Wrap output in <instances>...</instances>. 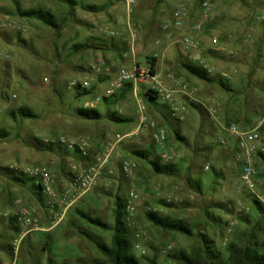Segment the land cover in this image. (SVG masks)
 <instances>
[{"label": "rangeland", "instance_id": "obj_1", "mask_svg": "<svg viewBox=\"0 0 264 264\" xmlns=\"http://www.w3.org/2000/svg\"><path fill=\"white\" fill-rule=\"evenodd\" d=\"M203 1H210L214 10L196 37L203 49L204 63L213 70L211 76L226 82L230 91L217 82L207 83L189 75L181 65L191 62L189 55L174 39H166L162 31L178 4H186L195 19ZM76 2L78 5L71 8L61 0H0V16L12 25L0 32V130L8 133V137L0 139V220L4 222L0 231V264H47L48 255H40L47 235L52 237L54 264H112L77 228H85L107 243L111 234L77 221L74 211H87L113 224L117 195L130 202L127 221L135 255L155 258L158 264H180L176 256L182 252L189 256L197 253L202 247L200 233L213 239L221 251L242 234L254 233L256 240L264 244V215L254 203L257 200L264 206V161L258 156L259 177L252 192L240 180L239 153L235 138L228 132L231 125L244 131L261 125L264 134V0H140L130 19L124 0ZM17 4L25 10L40 8L51 12L62 31L18 16ZM129 21L138 36L134 54L128 48ZM183 30L188 32V27ZM106 31L121 33L122 38L114 42L126 51L109 50L113 40ZM159 38L162 42L157 46L155 41ZM209 44L215 49H208ZM76 45L88 47L77 51ZM156 55L164 60V80L194 89L192 99L177 96L178 105L184 108L182 120L171 116L161 104L157 103L158 108L148 107L143 99L147 87L143 84L136 90L126 88L117 103L99 102L95 109L103 115L100 121L77 118L76 110L103 94L118 69L135 63L145 66L147 58ZM93 66H100L101 73H95ZM86 80L91 82L89 90L93 93L78 97L84 90L72 89L70 83ZM140 103L146 105L148 121L156 122L158 130L166 132L164 145L154 141L151 128L142 127L138 135L117 148L123 159L137 163L134 175L127 177L119 169V160H114V174L104 173L97 185L73 202L58 222L66 207L62 193L73 189L78 174L95 163L114 134L137 131ZM21 107L31 110L36 118L22 121L16 115ZM111 112L130 121L114 123L107 118ZM174 129L179 130L184 141L176 139ZM80 138L89 140L90 162L67 155L65 149L73 150L60 142ZM35 140L55 144V151L38 150ZM147 147L152 148L153 158H159L162 151L171 153L172 164L178 169L176 175H157L148 162L132 154V150ZM31 167L46 168L53 175L55 196L43 193V203L28 188L11 182L2 170L12 168L25 173ZM132 193L138 198L131 199ZM161 200L173 207L161 206ZM20 209L31 212V224L24 227L18 221L21 234L13 236L7 218L16 216ZM148 211L182 220L194 235L188 237L153 226L145 218Z\"/></svg>", "mask_w": 264, "mask_h": 264}, {"label": "built area", "instance_id": "obj_2", "mask_svg": "<svg viewBox=\"0 0 264 264\" xmlns=\"http://www.w3.org/2000/svg\"><path fill=\"white\" fill-rule=\"evenodd\" d=\"M127 9V16L130 19L134 8L137 6L140 0H124ZM214 10V5L210 1H203L200 4L197 17L194 19L191 17L190 11L186 4L180 3L171 13V19L169 23L162 26V31L165 34L166 39H174L175 44L183 46V50L189 55L192 63L202 66L209 74L213 73V70L204 63L203 49L197 39V34L208 24L211 20V16ZM12 25L4 18L0 16V32L10 28ZM187 26L188 32H184L183 28ZM129 37L128 48L132 54H134L136 45L138 42V36L135 29L132 28L130 21L128 23ZM106 36L110 39L122 38V34L113 31H106ZM162 39L159 38L155 41L157 46L161 45ZM232 54V52H229ZM157 64L154 73H151V67L147 64L140 66L135 63L132 67H121L116 71L111 79L108 80L107 87L103 94L96 95L93 101L87 102L84 106L86 109H95V106L104 100L105 98H111L116 93L122 91L127 85H132L136 88L139 85H145L148 89H152L156 92V102L161 105H168L174 116H178L179 119H183L182 114L184 108L180 107L177 103L178 95H185L192 99L194 95V89L188 84L177 83L175 81L164 80L162 77V71L159 63L160 58L156 55ZM165 55H162V59ZM164 61V60H162ZM95 73L100 74V66L92 67ZM226 74H223L225 77ZM70 88L89 90L92 88L90 81L84 82H72ZM147 108L146 105L140 103L138 106L140 126L134 133L129 134H114L104 146L103 150L96 156L95 163L83 169L73 184V189H67L62 193V203L65 204L64 213L59 217L58 222L64 219L65 212L70 208L73 202L80 199L84 194L92 190L102 177L104 173L113 175L112 163L114 160H119V169L127 177L134 175L138 168L137 163L132 159H123L118 153L117 148L126 139L132 136L138 135V132L142 127H149L153 130V139L159 145H164L166 140V132L164 130H158V124L156 122H149L146 117ZM228 132L235 138V149L239 153V162L241 165L240 180L243 185L254 192L257 186V179L259 177V171L257 170L256 163L260 153L264 154V134L261 131V125L244 131L240 130L236 125H231L228 128ZM60 142L69 150H77L83 157L90 155V144L86 138H80L77 140H65L61 139ZM226 144V142H223ZM160 161L163 163H172L174 156L167 152L162 151L159 154ZM208 170V167L205 168ZM27 174L33 176L37 180V184L40 186L42 192L49 197L55 196L53 187V175L52 173L42 167H31L26 170ZM131 199H137L138 196L131 194ZM73 199V200H72ZM19 204V202H17ZM127 212H131L130 202ZM19 223L22 226H29L31 212L27 209H20L16 214ZM12 264H16L15 261Z\"/></svg>", "mask_w": 264, "mask_h": 264}, {"label": "trees", "instance_id": "obj_3", "mask_svg": "<svg viewBox=\"0 0 264 264\" xmlns=\"http://www.w3.org/2000/svg\"><path fill=\"white\" fill-rule=\"evenodd\" d=\"M65 4L69 5L71 8L78 5L76 0H61ZM96 9V8H90ZM16 11L18 16L24 19H35L44 25L54 29L57 32L62 31V26L56 20L55 16L44 9L35 8V9H22L19 4L16 6ZM113 43L109 46V50L115 52L126 51V48L120 47L112 39ZM87 45H76L74 48L79 51L81 49L87 48ZM156 56H151L147 58V64L151 67V73H154L156 64H157ZM183 69L191 76L198 78L201 81L207 83H219L222 88L226 91H230V88L227 86L226 82L222 80H216L215 77L211 76L202 66L194 64L192 62H182L181 63ZM132 85H127L126 88L132 89ZM125 88V89H126ZM78 89V88H77ZM125 89H123L121 94H115L111 98H105L104 102L106 104H114L117 103L120 99L124 97ZM93 92L91 90H84L82 93H78V97H85ZM143 99L148 107H159L156 100V92L152 89H148L143 94ZM194 107H198L196 104H192ZM162 108L169 111V114L172 116L171 109L168 105L161 106ZM16 115L23 121L27 119H34L36 116L29 110L28 108L21 107L17 110ZM76 116L80 120L96 122L103 119L102 113H100L97 109H86L79 108L76 110ZM167 117L166 115H164ZM107 118L114 123H126L130 120L123 118L118 115L116 112H111L108 114ZM166 122L170 126H172L170 119L166 118ZM176 122L179 120L175 119ZM174 134L177 140L184 141L185 139L180 135L178 129H174ZM8 137V133L4 130H0V139ZM61 144H58V148L62 150L60 147ZM35 148L41 151L53 152L55 151V144L51 142H43L41 140H35ZM65 149V148H64ZM67 155H73L77 161L80 162H90L91 156L83 157L77 150H73L69 152L68 150H64ZM132 154L149 163L152 167L153 171L157 175L163 176H175L178 171L177 166L172 163H163L159 158H153V150L152 148H145L140 150H132ZM259 158L264 161V154L260 153ZM7 178L13 182L14 184L28 188L29 191L41 202L43 203V192L40 186L37 184V180L35 177L30 176L22 171L12 169V168H3L2 169ZM256 205V209L263 213L264 215V206L254 200ZM159 204L161 206L172 208L173 204L167 203L166 201H160ZM129 207V200L122 196H115L114 200V210H113V224H109L103 221L99 217H95L87 211L83 210H75L74 215L76 220L83 221L88 227L98 230L101 232L110 233V241L109 243L100 240L93 233L87 231L85 228H77L78 233L92 242L99 253L110 263L112 264H158L155 258H149L146 256L138 257L134 252V241L132 236V229L127 221V208ZM145 218L148 222H150L153 226L167 231L179 233L181 235H185L188 237H192L194 235L193 230L185 224L182 220L172 219L168 216H163L157 211H148L145 213ZM8 219V230L13 236H18L21 234V228L18 223L17 216H12ZM242 219V218H241ZM242 221H245L242 219ZM4 222L0 220V231L1 225ZM198 237L201 241L202 247L201 249L191 256L181 253L179 256H176V259L180 264H264V244L259 243L256 239V235L251 233L249 235L242 234L234 241H231L227 244L226 248L221 251L217 249L215 245V241L209 238L206 234L200 233ZM0 238L2 235L0 233ZM11 241V240H10ZM9 250L13 249L11 242L7 244ZM40 255H48L47 264H54L52 257V237L50 235L45 236V240L42 244ZM103 262H96V264H102ZM36 264V263H32Z\"/></svg>", "mask_w": 264, "mask_h": 264}, {"label": "crops", "instance_id": "obj_4", "mask_svg": "<svg viewBox=\"0 0 264 264\" xmlns=\"http://www.w3.org/2000/svg\"><path fill=\"white\" fill-rule=\"evenodd\" d=\"M212 20H213V18H212ZM218 32H219L218 30H215V33H218ZM205 44L207 45V42H205ZM209 45H210V47L208 49H215L212 47L211 44H209ZM159 66H160L161 71H163L162 69L164 68V61H160ZM64 217H65V215H64Z\"/></svg>", "mask_w": 264, "mask_h": 264}]
</instances>
